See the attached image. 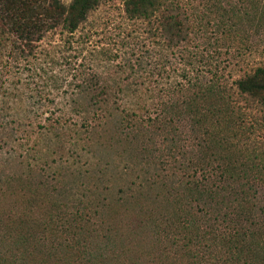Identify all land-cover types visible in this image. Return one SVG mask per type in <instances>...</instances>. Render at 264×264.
<instances>
[{
    "label": "trees",
    "instance_id": "1",
    "mask_svg": "<svg viewBox=\"0 0 264 264\" xmlns=\"http://www.w3.org/2000/svg\"><path fill=\"white\" fill-rule=\"evenodd\" d=\"M221 2L210 7L199 0H121L125 18L141 26L147 44L163 57L196 54L203 43L198 29L202 19L210 24L211 13L226 21L237 16ZM97 3L0 0V63L13 52L31 51L33 42L46 31L59 29L70 35ZM246 14V20L256 18L254 33L264 29V5L259 12ZM215 27L221 29L229 48L252 49L248 36L230 32L233 27L222 23ZM124 62L131 70L135 64L142 65L141 57ZM188 74L182 73L177 89L181 98L170 109L176 117L187 119L182 130L191 143L185 153L171 151L178 147L170 136L173 132L157 125L150 139H166L169 152L156 155L153 164L145 161L138 181H118L115 167L108 171L104 166L108 183L103 190L94 184L88 201L81 205L70 206L47 192L39 200L44 205L41 216L26 217L19 205L9 209L17 215L14 220L5 216L1 224L0 264H264V201L260 197L264 195L259 192L264 151L249 150L240 141L246 130L242 119L250 112L237 101L239 96L254 103L258 115L252 118L262 129L264 62L244 70L229 87L218 81L213 69L204 71L198 85L197 77ZM128 78L110 81L91 71L85 85L75 87L78 96L69 101L71 111L84 115L87 122L82 123L88 125V145L94 153L131 146L134 137L150 132L146 127L157 118L149 110L152 97L143 96L142 88L130 87ZM4 105L0 102V110ZM161 108L165 110L164 105ZM54 171L58 182L61 174ZM18 173L4 174L3 185L17 178L23 183L24 172ZM9 186L0 187L3 197L8 196ZM38 187L34 185L30 194H39ZM12 198L11 205L17 204ZM35 198L34 194L30 205L38 202Z\"/></svg>",
    "mask_w": 264,
    "mask_h": 264
},
{
    "label": "rangeland",
    "instance_id": "2",
    "mask_svg": "<svg viewBox=\"0 0 264 264\" xmlns=\"http://www.w3.org/2000/svg\"><path fill=\"white\" fill-rule=\"evenodd\" d=\"M68 1L61 0L63 3ZM199 1L212 7V2L220 0ZM221 1L237 16L226 21L213 12L210 24H205L202 19L198 39L204 47L200 44L196 54L177 52L169 53L167 57L158 56L144 39L141 26L125 18L121 0H98L96 7L88 12L86 19L70 35L59 29L46 31L33 42L31 51H16L6 62L1 60L0 102L5 105L0 110V113L4 111L0 114L3 118L0 124V187L10 186L6 193L8 196L0 194V201L3 199L0 211L6 210L0 213L3 215L0 216V230L5 216L12 220L16 218L17 214L8 210L16 209L18 205L26 217L41 216L44 205L39 200L47 197V192L63 198L70 206L87 202L93 185L97 184L103 190L108 183L105 182V175L109 170L114 171V167L118 181H138L145 161L150 160L153 164L156 155L169 152L164 146L166 139L162 140L160 136L150 139L149 133L157 125L174 133L170 136L178 147L171 151L180 155L185 153L191 143L182 130L187 125V119L176 117L170 111L181 98L177 89L178 83L184 79L182 73L188 71V77H197L195 85H198L204 71L213 69L218 74V81L229 87L230 81L244 70L264 62V29L254 33L256 18H245L246 13L259 12L264 0ZM216 23L233 27L229 29L231 33L238 31L248 36L253 43L252 49L241 51L237 47L235 50V45L229 48L221 29L215 27ZM221 37L222 40L218 41ZM236 41L235 38L232 43ZM188 49L194 50L192 47ZM129 57H141L142 65L135 64L132 70L124 66V60ZM91 71L110 81L129 75L130 87L142 88L143 96L152 97L148 102L149 110L157 118L152 126L146 127L151 129L150 132L134 137L136 144L118 145L111 151L98 154L90 149L88 125L82 123L84 115L72 112L69 101L71 97L78 96L75 87H83ZM237 101L250 112L242 119L246 130L240 141L244 140L249 150L264 151V126L260 129L252 118V115H258L257 107L251 100L245 101L239 96ZM162 105L165 106L163 111ZM58 150L62 152L58 153ZM107 160L111 161L109 166L106 165ZM104 166L108 171L104 170ZM98 167L102 170H97ZM54 170L61 174L58 182ZM20 171L24 172L23 183L17 178L3 185L4 174L15 172L18 175ZM34 185H39V194L34 193L38 202L30 205L34 197L30 189ZM259 186V192L264 195V179L259 181ZM13 196L17 204L11 205ZM260 197L264 201V196ZM123 219L131 220V217L125 215Z\"/></svg>",
    "mask_w": 264,
    "mask_h": 264
}]
</instances>
